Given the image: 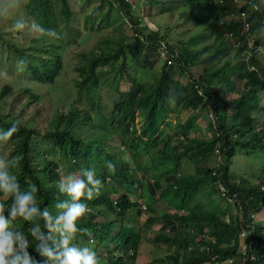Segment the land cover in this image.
Here are the masks:
<instances>
[{
    "label": "trees",
    "instance_id": "1",
    "mask_svg": "<svg viewBox=\"0 0 264 264\" xmlns=\"http://www.w3.org/2000/svg\"><path fill=\"white\" fill-rule=\"evenodd\" d=\"M31 1L33 7L29 6V13L35 15L36 22L44 28L53 27V12L45 1ZM103 1L109 3L110 9L113 6L128 18V23L132 28L131 38H140L144 43L140 57L150 64H156L161 59L160 50L164 49L167 53L173 54L172 64L166 65L163 62L159 77L154 78L155 85L148 89L130 86L124 91H119L116 87L113 91L109 90L113 98L112 109L103 117L100 130L92 129V134L89 136L82 135L80 129L85 122H91L90 115L83 113L82 119L75 115L73 117L68 115L63 123H61L62 117H58L59 124L54 130L45 132L46 138L53 141L54 150L50 153L45 152L46 160L42 169L44 179L32 167L30 158L31 143L39 130L25 126L20 117L4 119L0 116V130H7L13 122L19 123L20 130L10 141L14 145V152L23 157L19 166L14 169L21 190L35 183L39 189L37 199L40 207L47 206L53 215H56L59 210L54 205L65 197L59 193L57 187L62 177L61 163L52 158L51 154L61 152L66 160L65 165L67 164L69 169L72 168L71 172L75 171L79 174L84 169H95L97 178L104 185L99 197L91 201H82L88 205V212L91 209L92 212H87L84 219L78 222V227L91 229L94 232V238L96 236L99 239L106 238L115 242L116 252L109 251L108 254L106 252L105 264H123L125 259L132 260L137 256L140 231L133 225H127L126 221L133 215V208L139 206L141 202L145 203V208L150 213L142 225L150 227L157 219L156 222H161L160 230L152 240L173 241L178 247L177 250L168 252L169 261L163 264H188L195 262L199 257L209 258V263L199 264H214V261L228 258H233L232 264H264V226L254 222L251 233L246 236L240 235V231L251 223L252 213L256 211L260 203L264 202V174L259 175V184L242 187L239 185V180L234 179L230 174L228 157L217 165L196 167V174L185 175L186 173L183 174L180 171L183 157L195 159L198 162L206 157L203 150L205 148L211 149L212 153L214 149H219V154L222 147L228 154L233 150V146L253 151L264 148V123H262L264 113L256 115L253 119L249 115L251 108L259 105L258 93L259 90L264 89V72L259 74L256 69H252L245 53H242V50L246 49L250 35L257 34L255 43L264 41L257 33V26L260 25L257 21L260 11L253 10V5L260 3L261 0H251V3L249 0H168L166 3L161 2L158 9L161 13L175 12L181 8L184 13L182 21H187L195 27V33L190 38L180 39L173 44L168 43L165 34L162 35L157 30L152 31L147 26L141 25L139 17L132 9L135 6H132L128 0ZM61 3L62 12L68 13V0H61ZM156 3H158L157 0H148L145 4L148 7L145 8L150 9ZM110 9L103 13L102 17L107 15ZM243 13L247 15L246 19L241 18L240 14ZM229 16L233 18L225 19ZM245 21L252 22L249 28L246 27ZM177 26H173L172 31ZM124 39L122 35L114 38L107 37L104 41L109 44L104 47L97 46L100 48L99 51L93 49L81 51L85 63L76 67L81 82L85 80L95 82L96 68L105 65L111 59L118 60L119 55H121V61L111 67L118 75L124 74L126 61L130 60L127 48L131 44V40ZM209 39H212L211 53L206 52L208 46L206 42ZM162 43L165 44L164 47ZM229 48L232 50L227 55ZM222 55H224V60L221 67L216 66ZM251 60L253 61L254 57ZM193 62H197L196 65L199 68H196ZM201 63L202 67H200ZM61 69V60L56 55V57L47 59L44 65L34 66L32 75L40 83H52ZM219 70L221 74L217 75ZM190 73L195 74L196 77ZM181 77H185L182 84ZM227 88L240 96L231 102H223L220 96L227 94ZM87 90L89 91V88ZM7 93L8 87H1L0 99L4 98ZM170 98L174 100L175 105L167 102ZM202 98L206 99V103L201 102ZM192 101L198 103V110L207 107L210 111L212 119L209 117L204 119L207 120L209 130L216 131L217 137L206 140L189 136L188 130L197 126L195 117L192 115L187 116L183 123L180 121L175 124L167 122L168 115L175 111V106H181L184 111L190 109V106L195 108L192 106ZM99 108L100 106L97 105L98 113L101 112ZM233 109L236 110L235 113L232 112ZM262 109L264 110V106ZM167 123L169 128L165 133L167 140L152 147L149 153L152 159L154 152H158L160 162L158 163L155 157L152 165L142 172L144 175L141 179L136 175L135 169L120 160L123 144L119 146L107 144V139L111 136L110 129L113 127L117 136L122 139L119 142L128 140L134 148L142 143L143 149H149L150 141L163 132L162 126ZM175 128L177 132L182 133L181 139L175 143L180 148L170 146L168 137ZM239 133L243 134V139ZM252 137L255 138L253 141ZM220 158H223L221 154ZM106 160L116 164L114 174L109 173L105 168ZM154 161L155 165H153ZM154 169L156 171H153ZM219 183L226 186L228 197H235L241 213V216L229 217V222L216 209L197 208V196L200 193L207 196L218 194ZM143 191L147 193L145 195L147 199L144 201L135 199L136 193L139 192V196H142ZM6 200H8L6 206H10L12 200L8 198L4 201ZM156 200L164 202L167 206V211L163 215L154 214L156 212L153 202ZM102 205L107 207V211L110 210L112 214L121 219L115 232H112L115 220H95L94 211L100 215ZM140 212L142 210L136 209L137 215ZM13 224L16 230L24 232L29 236V240H32L28 234V229L32 226L29 222L17 219ZM220 228H227L231 230L230 232L234 231L233 241L209 240L207 248L198 247L197 240H194L192 233H197L199 237L202 234H209L216 239L227 238L226 234L219 233L226 230ZM187 229H190V232L185 234ZM200 238L203 239V237ZM245 244L247 245L246 255H242V252H237V248ZM34 246L33 242L32 247ZM178 254L180 260L177 261ZM33 255L36 256L34 251ZM37 259L42 260L43 258L37 256Z\"/></svg>",
    "mask_w": 264,
    "mask_h": 264
},
{
    "label": "rangeland",
    "instance_id": "2",
    "mask_svg": "<svg viewBox=\"0 0 264 264\" xmlns=\"http://www.w3.org/2000/svg\"><path fill=\"white\" fill-rule=\"evenodd\" d=\"M44 1L53 12L54 26L49 28L40 26L45 30L54 29L57 33L56 36L40 35L37 32L29 30L32 24H38L35 20V15L29 13V6H32L31 0H0V72L7 73L6 76H0V89L3 86L8 87V93L4 98L0 99V116L4 119L20 117V120L25 126L39 130L38 135L33 138L31 143L30 158L32 167L43 179L44 174L42 169L44 168L46 160L45 152L50 153L54 150L52 145L53 141L46 138L45 132L54 130L59 124L58 117H62L61 123H63L68 115L71 117L75 115L79 119H82L83 113L90 115L91 122H85L80 129V133L87 136L91 135L92 129L100 130V125L103 124V117L112 109L113 98H111L109 90L113 91L116 87L117 90L124 91L130 86L148 89L155 85L156 81L154 78L159 77L163 64L160 59L156 64H150L140 57L139 54L143 50V41L140 38H131L132 28L128 23V18L123 12H119L113 6L110 9L108 2L103 0H68L69 11L68 13H63L61 10V0ZM129 1L131 5L135 6L132 9L140 19L139 23L147 26L152 31L157 30L160 34H165L170 44L180 39L187 40L195 33L194 26L187 21H182L184 13L181 8L179 10L176 9L177 11L175 12L167 11L165 13H161L158 10L160 3H166L168 0H157L158 3L154 4L150 9L145 8L148 7L145 5L148 3V0H145L141 4L139 0ZM261 5L264 7V0H261ZM108 9H110V12L102 17L103 13ZM259 14V18L263 17L264 12H260ZM232 18V16H229V18L225 19L229 20ZM17 19L24 20L28 23V28L25 31L20 32L13 29V24ZM37 19L39 20V18ZM175 25L178 26L172 31ZM117 35L124 36V40H131V44L127 48L130 60L126 61L125 73L118 75L111 67L113 65L116 66L121 61V55H119L118 60L111 59L105 65L96 68L95 74L97 78L95 82L89 80L81 82L78 69L76 68L85 63L81 51H90L91 49L99 51L100 48L97 46L104 47L109 44L104 41L105 38H114ZM255 37H257V34L248 37V44L246 49L242 50V53H245L250 67L256 69L259 74H262L264 72V41L255 43ZM228 41L231 42V40ZM211 42L212 39L206 42L208 43L206 48L207 53H211L212 51ZM237 44L239 45V42ZM230 50L232 49L229 48L227 50V55ZM56 55L62 63V69L59 75L53 79L52 83L43 84L35 80L32 75V68L34 66L44 65L47 59L56 57ZM252 57H254L253 61L251 60ZM21 58L27 60V68L23 73L17 71V62ZM223 60L224 55L218 60L216 66L221 67ZM196 63L193 62L195 65ZM150 67L151 69H149ZM195 67L199 68L198 65ZM200 67H202V63ZM220 74L221 70L217 72V75ZM191 75L196 77L195 74ZM180 80L182 84L185 81V77H181ZM87 88H89V91ZM238 96H240L238 93L228 89L227 94L225 96L221 95L220 98L223 102H231ZM35 97L37 98L34 100ZM167 102L170 105H175L172 98L168 99ZM201 102L206 103V99L202 98ZM258 103L259 105L251 108L249 112L251 119L256 115L264 113V110H261L264 106V89L259 90ZM197 104L192 101V106L195 108H191L190 106V109L187 108V111L182 110L179 105L175 106V111L168 115L167 122L175 124L180 121V123H183L187 116L192 115L195 117L197 126L195 125V128L188 130L187 133L189 136L206 140L217 137L216 131L209 130L207 120L204 119L205 117L211 118L212 114L210 115L207 107L198 110ZM97 105L100 106V113L96 109ZM231 106L233 108L235 107L234 104ZM232 112L235 113L236 110L233 109ZM167 126L168 123L164 124L162 126L164 133L162 132L150 141L149 149H143L144 145L142 143L134 148L128 140H124L122 143L119 142L122 139L117 136L113 127L110 129L111 136L107 139V144L110 146L123 144L120 160L135 169L136 175L141 179L144 175L142 172L145 168L152 165V160L155 157L157 162H160L158 152H154L152 159L149 153H151L150 150L152 147L158 143L160 145L167 140V135L165 134L168 128ZM181 134L177 132L176 128L172 130L171 135L168 137L170 138V146L177 147L175 143L181 139ZM239 135L243 139V134L239 133ZM236 137L239 136L236 135ZM254 139L252 137V141ZM13 148L12 141L0 143V156L6 158L16 156L17 154ZM203 150L206 157H203L198 162L195 159L182 158L180 171L183 174H196V167L217 165L225 161L227 157L230 174L234 179L239 180V185L242 187L259 184L258 177L260 174H264V148L253 151L243 149L239 146H233V150L228 154L224 150V147H222L220 154L223 158L220 162V154L216 149H214L213 153L209 148ZM51 156L61 163V176L69 173L78 174L75 171L71 172L72 168L69 169L68 165H65L66 160L61 152H54ZM153 165H155V161ZM153 171L156 170L154 169ZM149 179L151 178L149 177ZM145 195L147 193L144 191L142 196H139V192H137L135 199L144 201L147 199ZM0 199H3V197L0 196ZM4 202L6 204L8 200ZM197 204V208L199 209H216L224 218L234 215L241 216L238 207L234 208L230 202L218 194L207 196L204 193H200L197 196ZM153 207L156 212L154 214L157 216L163 215L167 211L166 204L159 200L153 202ZM106 208L105 205L100 206V211L102 212L100 215L94 211L96 215L95 220H115V224L112 227V232H115L121 219L112 214L110 210L107 211ZM136 209H140L142 212L137 215ZM91 212L92 209L88 213ZM252 214L253 217L250 223L252 227H248L249 233L253 231L254 222H258L264 226V202L260 203L256 211ZM149 215L150 213L145 208V203L141 202L139 206L133 208V215L126 221L127 225H133L135 229L140 231V241L137 256L132 260L125 259L123 264H163V262L169 261L167 259L168 252H173L178 249L173 241L160 242L152 240L156 233L159 232L161 222H156L157 219L150 227H145L142 224ZM220 229L226 230L219 233L226 234L227 238L216 239L209 236V234H207V238H212L217 242L233 241L235 236L234 231L230 232L231 230L227 228ZM88 231L91 233L90 236L84 233H78L73 243L77 246L87 245L93 247L97 252L100 264H105L107 257L104 255L106 252L107 254L109 251L116 252L114 249L115 242H111L106 238L99 239L96 236L94 238V232L91 229ZM189 232L190 229H187L185 234ZM192 235L194 236V240H199L197 233H192ZM176 260H180L179 254ZM201 262L209 263V258L199 257L195 262L188 264H199Z\"/></svg>",
    "mask_w": 264,
    "mask_h": 264
},
{
    "label": "clouds",
    "instance_id": "3",
    "mask_svg": "<svg viewBox=\"0 0 264 264\" xmlns=\"http://www.w3.org/2000/svg\"><path fill=\"white\" fill-rule=\"evenodd\" d=\"M258 6L259 9L255 11L264 12L261 2L258 3ZM263 18L264 15L257 19L260 24L257 26V33L261 39H264ZM251 24L250 21V26ZM26 28H28V23L24 20L17 19L13 24V29L16 31L23 32ZM29 30L40 35H57L54 29L45 30L39 24H32ZM26 68L27 60L19 59L17 71L23 73ZM6 75L7 73L0 72V76ZM19 130L18 122H13L7 130H0V143L10 141ZM216 151L218 152L219 149ZM22 159L23 157L20 155L11 158L0 156V196L4 198L0 199V264H100L97 252L93 247L77 246L73 243L78 233L91 235L88 229L78 227V222L89 211L88 205L82 201H91L95 197H99L104 187L101 180L97 178L95 169H84L79 174L69 173L60 178L57 187L65 199L58 200L54 205L59 212L53 215L47 206L40 207L37 199L39 189L35 183L30 184L27 189L21 190L14 169L19 166ZM104 166L109 173L114 174L116 172V164L113 161L106 160ZM218 195L230 202L234 208L238 207L235 197H228L227 188L225 196L220 194L218 188ZM8 198L12 200L10 206H6L4 202ZM17 219H22L32 225L28 229V234L32 238L31 241L28 235L15 229L13 222ZM248 227H252V225L247 224V228H243L247 230V233L242 235L240 231V235H248ZM203 236H200L203 239L199 237L201 242L200 239L197 240L199 248L202 243L206 244L207 248V241H213L212 238H207V235ZM33 242L34 247H32ZM241 248L245 251L242 252ZM246 249L247 245L245 244V246H239L237 252L246 255ZM33 251L36 256L33 255ZM37 256L43 259H37ZM229 259H231V263L227 262ZM232 263L233 258L214 261V264Z\"/></svg>",
    "mask_w": 264,
    "mask_h": 264
},
{
    "label": "built area",
    "instance_id": "4",
    "mask_svg": "<svg viewBox=\"0 0 264 264\" xmlns=\"http://www.w3.org/2000/svg\"><path fill=\"white\" fill-rule=\"evenodd\" d=\"M143 1H144V0H139V3L141 4ZM249 3H251V0H249ZM254 5H256V7H253V10H258V9H259L258 4H254ZM132 6H133V5H132ZM243 14H245V13H243ZM243 14H240L241 18L246 19L247 15H246V14L243 15ZM245 22H246V27L249 28V26H250V21H249V22H248V21H245ZM262 24H264V18H263V20H262ZM161 45H162L163 47L165 46L164 43H162ZM160 57H161V59L163 60V62L166 63V65H170V64H172L173 54H169V53H167L164 49H161V50H160ZM198 93H200L199 90H198ZM213 174H214V173H213ZM218 188H219L220 194H221L222 196H225V195H226V188H225L224 184H223V183H219V184H218ZM226 220H229V218L227 217ZM246 233H247V230H246V229H242V230H241V234H242V235H245ZM202 236H203V234H202ZM203 237H204V236H203ZM201 247H202V248H206V244H203V243H202L201 246H200V248H201ZM187 248H189V247H187ZM241 250H242V252L245 251V250H243V248H241ZM227 262H228V263H231V259H229Z\"/></svg>",
    "mask_w": 264,
    "mask_h": 264
},
{
    "label": "crops",
    "instance_id": "5",
    "mask_svg": "<svg viewBox=\"0 0 264 264\" xmlns=\"http://www.w3.org/2000/svg\"><path fill=\"white\" fill-rule=\"evenodd\" d=\"M264 123V122H263Z\"/></svg>",
    "mask_w": 264,
    "mask_h": 264
}]
</instances>
